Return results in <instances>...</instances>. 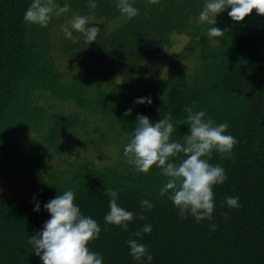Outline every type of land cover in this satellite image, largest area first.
<instances>
[{
	"label": "trees",
	"instance_id": "1",
	"mask_svg": "<svg viewBox=\"0 0 264 264\" xmlns=\"http://www.w3.org/2000/svg\"><path fill=\"white\" fill-rule=\"evenodd\" d=\"M31 2L0 0V178L9 175V181L20 182L31 177L25 188L0 193V264H43L28 238L50 218L44 204L68 189L76 191L74 202L82 214L101 228L87 246L102 255L103 264H139L129 255L130 239L148 247L153 259L143 264H264V15L254 9L234 22L228 8L216 15V25H209L198 20L206 0H134L139 14L132 19L117 9L116 0H97L94 10L89 0H54L69 4V11L40 27L23 22ZM73 14L88 16V26L101 29L96 41L87 44L81 37L73 42L60 30L55 45L56 25ZM213 26L224 30L223 37L206 35ZM173 34L185 35L187 43L164 74L151 73L145 64L171 45ZM54 51L67 60L102 57L108 72L79 67L67 79ZM143 97L151 104L135 103ZM41 99L67 101L74 110L59 112ZM186 107L204 111L216 124L227 123L226 134L238 141L232 159L214 152L210 160L227 176L213 188L212 221L179 217L167 195L159 194L165 183L160 169L138 173L123 156L138 114L153 123L170 114L177 129L172 139L182 142L189 128L178 122L186 118ZM33 125L36 144L20 155L13 137ZM64 138L75 141L68 142L70 149ZM61 153L65 157L59 160ZM106 188L118 192L121 207L136 213L127 230L104 221L110 200ZM237 196L241 206L228 207L226 198ZM142 199L154 207L141 209ZM37 203L38 212L33 210ZM141 213L145 220L138 218ZM145 224L151 232L134 236Z\"/></svg>",
	"mask_w": 264,
	"mask_h": 264
},
{
	"label": "clouds",
	"instance_id": "2",
	"mask_svg": "<svg viewBox=\"0 0 264 264\" xmlns=\"http://www.w3.org/2000/svg\"><path fill=\"white\" fill-rule=\"evenodd\" d=\"M147 2L156 4L159 0ZM133 3L134 0H116V7L128 19H132L139 14ZM88 7L94 10L97 0H89ZM69 8V4L59 6L54 0H32L23 14V22L47 27L54 16L67 13ZM228 8V16L234 22H241L254 9L257 15H264V0H206L199 12V22L216 25V15ZM89 22L88 16L73 14L67 23L61 25V30L67 39L78 42L82 37L89 44L96 41L101 31L99 27L88 26ZM74 32L79 35H74ZM206 35L209 38L223 37L224 30L216 26L209 27ZM145 102L151 104V98L143 97L135 101L137 104ZM184 111L187 113L186 118L178 123L188 125L189 131L183 135L182 142L172 139L177 129L171 122L170 114L155 123L147 116L138 114L128 142L123 146V156L138 173L148 174L153 166L160 169L165 183L159 194L167 195L179 217L191 216L198 223L205 219L212 221L215 209L213 188L222 185L227 176L219 163L212 164L210 160L214 152L219 153L222 159H232V151L238 141L226 134L227 123L216 124L211 118L206 119V113L202 110L194 111V108L186 107ZM130 113L131 109H128L125 115ZM176 157L182 158L173 162ZM104 195L110 197L109 211L103 217L104 221L127 230L129 222L136 218V213L117 203L116 190L106 188ZM75 199L76 191L68 189L44 204L50 218L44 222L42 230L28 238L33 252L43 264H103L102 255L87 246L99 237L101 228L91 216L82 214ZM225 202L230 208L241 206L238 196L228 197ZM140 206L148 210L154 207L148 199H142ZM33 210L38 212L40 205L37 203ZM224 215L226 217L227 213ZM138 218L146 219L142 213ZM209 227L215 230L217 225L210 223ZM151 230V225L145 224L133 235L139 237ZM127 244L133 260L139 264H143L145 259L152 261L153 257L145 244L135 239H130Z\"/></svg>",
	"mask_w": 264,
	"mask_h": 264
},
{
	"label": "rangeland",
	"instance_id": "3",
	"mask_svg": "<svg viewBox=\"0 0 264 264\" xmlns=\"http://www.w3.org/2000/svg\"><path fill=\"white\" fill-rule=\"evenodd\" d=\"M199 20V16H198ZM62 23H59L56 25L54 31L52 32L51 41L57 45V41L54 39V35L58 34L61 30ZM58 40V38H57ZM171 45L169 47L164 48L162 51L156 53L154 58L149 60L145 65L150 70L151 73L162 75L167 71L168 65L171 60H173L179 52L183 49L184 45L187 43L188 38L185 35H176L173 34L171 36ZM54 62L57 64L58 68L62 72V76L69 79L72 74L75 72L77 68H85V67H95L98 70H101L102 72L106 73L108 72V66L106 59L103 60L102 57H99L98 59H93L91 55L85 59V60H67L64 58L60 51H54ZM187 60L183 61V65L188 64L186 62ZM99 77L103 80H112L115 79L113 77H104L103 75H99ZM118 80V78H116ZM105 82V81H104ZM39 103L44 104L46 107H49L50 105L56 107L59 112H69L70 110H74V108H71V106L67 103V101H46V100H38ZM81 119H85V115L80 117ZM38 135V127L35 125L30 126L29 129L21 130L17 132V134L13 137V147L16 151L19 152L20 155H23L25 153L30 152V146L35 145V136ZM83 135V134H82ZM81 136V135H78ZM76 136V139H79V137ZM78 137V138H77ZM95 139V136H92L90 139V142L93 143V139ZM69 143L71 145L75 143L74 140L71 142L68 141L66 138L63 139V143L67 146V149H70ZM70 151V150H69ZM115 155V154H114ZM64 154L61 153L59 160L63 159ZM52 160H58V159H52ZM116 159L111 160L112 162H115ZM110 161V162H111ZM111 162V163H112ZM95 163L97 165H102V160H95ZM26 174V173H25ZM10 176L6 175L3 178H0V193L2 192V189L8 190V192H12L20 188H25L28 184V180L31 179V177H28L25 180H20V182H17V180H10ZM47 180V177L44 178ZM13 186V187H12Z\"/></svg>",
	"mask_w": 264,
	"mask_h": 264
}]
</instances>
